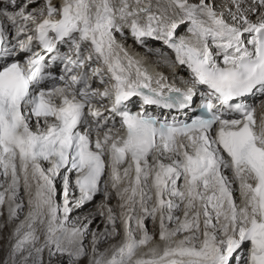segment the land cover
<instances>
[{
  "label": "snow or ice",
  "instance_id": "6c2138e0",
  "mask_svg": "<svg viewBox=\"0 0 264 264\" xmlns=\"http://www.w3.org/2000/svg\"><path fill=\"white\" fill-rule=\"evenodd\" d=\"M231 3L226 18L212 0L0 2V208L18 221L12 264H264V0ZM125 27L173 49L191 87L152 89L117 43ZM181 27L189 35L177 39ZM113 192L121 212L101 205L103 232L91 231L92 214L70 221ZM118 218L123 239L100 251L121 234Z\"/></svg>",
  "mask_w": 264,
  "mask_h": 264
},
{
  "label": "bare ground",
  "instance_id": "6f19581e",
  "mask_svg": "<svg viewBox=\"0 0 264 264\" xmlns=\"http://www.w3.org/2000/svg\"><path fill=\"white\" fill-rule=\"evenodd\" d=\"M212 2L215 4L217 11H223L225 14V17L228 18V9L232 8L231 0H212ZM186 29H187L186 27H181L178 30L179 34H180V31H184ZM115 36H116V40H119L120 42H122L124 46L128 45V46L133 47L136 53H140L143 56H148V58L151 61H154L155 63H158L160 66H162L161 71L163 72V74H165V77L168 79V81L153 80L151 82L152 89L156 91H161L163 95L168 96L170 94L169 89L172 88L170 86L171 84L170 82L172 81H176L177 85L179 83L178 86L181 88L191 87V84L189 82L191 79L189 70L187 69L186 66H181V65H180V68H178L176 66L178 63L177 64L173 63L175 60V52L173 49L169 48L166 44H164L163 41L156 42V41H153L152 38H146L145 43L142 45L136 40V38H134L131 35L130 30L127 29L126 27L123 30V36L121 35L120 32H116ZM65 49L66 48H63L62 50L65 51ZM128 53L135 61H138L136 60V58H134L135 53H132L131 51H128ZM175 69H177V71H174ZM58 72L60 73V70ZM157 81H159V83H157ZM259 99H260V96L259 94H257V98H256L257 104H259ZM146 107L149 113H154L157 115L161 113V110L157 107H149V106H146ZM163 113L164 115L169 116V118H171L172 116H175L177 119L184 118L183 112H180L177 114L168 113V112H163ZM2 179L3 178L0 177V183L4 182L2 181ZM0 189L3 191L2 187H0ZM72 198L73 197H70V199ZM60 199H61V195L59 191L58 192V202L62 204L63 199H61L62 202L60 201ZM104 199H105L104 196H101L100 198H97L94 201L95 203L97 201L96 204H94L93 202L92 205L85 204L83 207L79 209H75L70 214V221H75L77 217H80L81 219H83L85 215L92 214L94 217L93 222L91 225H89L91 231H95L98 233L103 232L105 229V226L107 225L106 209L101 208V205L104 204V201H105ZM25 201H26V198H25ZM106 203H107V206L112 207L115 213L117 214V216H119L120 214L119 211H121V210H118L119 209L118 207L119 199L115 196L114 193H112L111 199H108ZM102 210L105 211V215H101V218L103 220H99V215ZM25 211L27 212L26 207L24 211L21 213L20 219L24 218V215L26 214ZM0 212H3V215H0V264H5V262H7V264H12V260L9 257V250H10L11 244L15 242L14 239L12 238V232L14 230L16 223H18V221L9 222L7 220L6 207L0 208ZM117 225H118V229L121 234L114 238H109L107 241H102L100 245L98 246L100 251H103L104 249L108 248L110 244H118L123 239V226L121 225L119 218L117 219ZM146 226L150 234L153 233L154 231L158 233V223L154 225L151 220H147ZM108 227L110 230L111 226L109 225ZM132 227L135 228V221H132ZM9 228L10 229L12 228L11 229L12 232H10L11 230L9 231ZM85 243L89 247V257H91L90 256L91 234H89ZM45 259L47 260V252H45ZM55 260L56 258H53V264H55ZM84 264H87V260L84 261Z\"/></svg>",
  "mask_w": 264,
  "mask_h": 264
},
{
  "label": "rangeland",
  "instance_id": "374dc122",
  "mask_svg": "<svg viewBox=\"0 0 264 264\" xmlns=\"http://www.w3.org/2000/svg\"><path fill=\"white\" fill-rule=\"evenodd\" d=\"M101 197V196H100ZM100 197H98V198H100ZM96 203H97V201H96ZM95 202H94V204H96ZM92 205V204H91ZM95 207V206H94ZM26 212V211H25ZM99 220H103L102 218H101V215H99ZM12 229V228H11ZM10 228H9V231L11 230ZM10 232H12V230L10 231ZM92 255V253H91V251H90V256Z\"/></svg>",
  "mask_w": 264,
  "mask_h": 264
}]
</instances>
